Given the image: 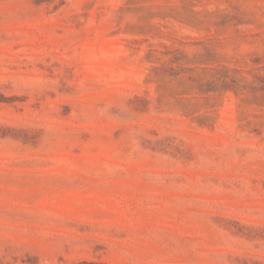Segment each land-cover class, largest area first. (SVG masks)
Returning <instances> with one entry per match:
<instances>
[{
  "label": "rangeland",
  "instance_id": "obj_1",
  "mask_svg": "<svg viewBox=\"0 0 264 264\" xmlns=\"http://www.w3.org/2000/svg\"><path fill=\"white\" fill-rule=\"evenodd\" d=\"M0 264H264V0H0Z\"/></svg>",
  "mask_w": 264,
  "mask_h": 264
}]
</instances>
